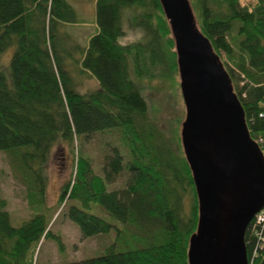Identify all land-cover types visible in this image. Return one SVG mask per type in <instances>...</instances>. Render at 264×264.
I'll return each mask as SVG.
<instances>
[{
	"label": "trees",
	"instance_id": "obj_1",
	"mask_svg": "<svg viewBox=\"0 0 264 264\" xmlns=\"http://www.w3.org/2000/svg\"><path fill=\"white\" fill-rule=\"evenodd\" d=\"M188 1L198 30L231 78L251 138L264 143V0ZM79 22L67 0H0V152L18 162L34 212L14 227L0 190V264H36L43 240L64 252L50 231L54 216L45 172L59 143L73 149L76 160L60 207L66 204L85 238L116 231L103 256L66 264H189L199 223L193 174L182 138H169L150 118L141 88L144 82L180 77L161 2L97 0L96 34L75 61L59 45V27ZM11 48L15 54L4 68ZM66 60L75 61L81 75L94 77L100 90L81 94ZM108 132L119 134L129 155L125 170L131 180L122 193L108 191L123 170L118 150L105 177L95 175L90 161L74 150L76 140ZM245 241L249 264H264V224L254 219Z\"/></svg>",
	"mask_w": 264,
	"mask_h": 264
},
{
	"label": "water",
	"instance_id": "obj_2",
	"mask_svg": "<svg viewBox=\"0 0 264 264\" xmlns=\"http://www.w3.org/2000/svg\"><path fill=\"white\" fill-rule=\"evenodd\" d=\"M160 2L176 42L187 112L182 145L199 202L189 264H249L245 236L264 208V156L189 1Z\"/></svg>",
	"mask_w": 264,
	"mask_h": 264
},
{
	"label": "rangeland",
	"instance_id": "obj_3",
	"mask_svg": "<svg viewBox=\"0 0 264 264\" xmlns=\"http://www.w3.org/2000/svg\"><path fill=\"white\" fill-rule=\"evenodd\" d=\"M79 15V24L60 26V47L65 52L69 50L71 57L79 58L80 51L86 48L90 38L96 34V1L97 0H67ZM134 39L133 36L129 37ZM133 41V40H130ZM16 49L11 48L4 55L2 65L9 68ZM64 52V51H62ZM60 52L61 57H63ZM75 59V61H76ZM74 61V63H75ZM73 60H66L67 69L76 83V89L81 94L100 90L99 82L90 74H80V66H75ZM172 81L156 80L144 82L141 85L150 118L160 126L169 138L181 137L182 127L187 112L181 92L179 75ZM181 125V129H180ZM174 145H176L174 143ZM123 159V170L113 183L108 185L109 192L122 193L126 191L131 180V174L125 170L129 155L119 141V134L108 132L97 134L89 139L75 141L74 150L88 159L95 175L105 177L108 172V162L114 157V151ZM73 149L59 143L51 151L45 166L47 176V205L54 216L50 231L59 237L64 245V252L54 241L43 240L39 252L35 256L36 264H66L78 263L92 258L101 257L116 239V231L105 236L85 238L80 228L69 216V208L59 205L61 190L65 184L74 178L76 160ZM0 190L2 198L7 203V211L14 227L21 226L30 220L34 212L27 201V188L23 182L18 162L9 154L0 152ZM121 229L124 226L118 225Z\"/></svg>",
	"mask_w": 264,
	"mask_h": 264
},
{
	"label": "built area",
	"instance_id": "obj_4",
	"mask_svg": "<svg viewBox=\"0 0 264 264\" xmlns=\"http://www.w3.org/2000/svg\"><path fill=\"white\" fill-rule=\"evenodd\" d=\"M263 141H259L258 145L261 148L262 154L264 156V148H263ZM258 224H264V208L261 210V212L256 216Z\"/></svg>",
	"mask_w": 264,
	"mask_h": 264
}]
</instances>
